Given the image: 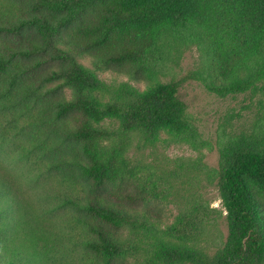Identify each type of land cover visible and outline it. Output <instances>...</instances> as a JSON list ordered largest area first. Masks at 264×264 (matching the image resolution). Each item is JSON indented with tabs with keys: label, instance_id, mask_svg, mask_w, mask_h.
Listing matches in <instances>:
<instances>
[{
	"label": "trees",
	"instance_id": "trees-1",
	"mask_svg": "<svg viewBox=\"0 0 264 264\" xmlns=\"http://www.w3.org/2000/svg\"><path fill=\"white\" fill-rule=\"evenodd\" d=\"M203 1L43 0V4L67 14L58 22L42 15L25 18L19 25L0 27V33L20 34L26 26L37 24L47 35L46 47L31 43L27 49L17 47L10 52L8 47L0 45V74L7 73L11 67L24 68L19 57L43 56L37 67L58 62V68L46 76L48 82L56 84L47 92L58 93L59 97L67 90L71 91V98L58 99V126L63 125L60 128L63 133L85 144L86 161L89 158L90 163L65 158L58 160L51 170L77 167L94 180V187L88 198L76 196L68 184L66 189L58 187L52 196L58 200V209L70 212L72 223L84 228L87 235L84 246L110 261L132 258L144 264H264L263 221L247 183L252 180L264 189V145H230L222 152L218 186L227 214L228 236L224 246L213 255L200 246L203 226L211 213L194 183L181 181L190 173L191 167L186 161H176L174 167L165 172L166 197L177 209L173 222L163 220L149 209L136 207L131 197L126 203L121 199L110 200L102 192L111 176L132 180L135 173L123 160L122 166L118 165L119 157H123L121 147L109 150L104 143L114 139L123 141L130 135L140 134L147 144L154 146L164 139V130L186 132L190 129L187 105L180 98V84L175 81H157L144 88L129 81L107 83L99 72L106 71L108 62L93 58V67L86 66L79 60V56H83L81 48L64 34V29L89 7L101 3L106 6V14L114 27H137L145 32L135 55L153 56L178 49L187 38L191 39V31H195L210 56L209 61L214 63L200 15ZM234 27L237 41L247 46L248 51L233 70L238 72L247 68L249 61L254 62V67L262 68L264 0H238ZM56 39L66 47L56 46ZM50 48L55 51L54 57L47 54ZM124 53L128 55L129 50ZM24 70L18 77H24L32 66ZM261 70L246 81L228 85L214 83L210 88L219 93L243 92L254 85ZM44 88V85H38L33 89L31 85L30 91L34 95L47 94L43 93ZM14 92L13 88L1 91L0 99L6 102ZM48 94L36 96V99L44 101ZM75 112L86 118L83 127L61 122ZM11 136L0 134V149ZM7 164L13 165L5 158L0 159V264H60L58 254L63 251L65 235L45 226V220L36 213V206L22 196L14 181L11 170L16 166L12 169ZM192 167L197 169V166ZM185 184L190 187L185 188ZM5 227L10 229L11 235Z\"/></svg>",
	"mask_w": 264,
	"mask_h": 264
},
{
	"label": "rangeland",
	"instance_id": "rangeland-1",
	"mask_svg": "<svg viewBox=\"0 0 264 264\" xmlns=\"http://www.w3.org/2000/svg\"><path fill=\"white\" fill-rule=\"evenodd\" d=\"M237 9L238 0H204L202 3V26L214 63L209 61L210 56L195 31H191V39L187 38L178 49L153 56L135 55L145 32L137 27H114L106 14V6L101 3L89 7L64 29L66 38L83 52V56H79L80 62L89 67H93V58L108 62L106 71L99 72L107 83L129 81L141 88L157 81L180 84L179 96L187 105L190 129L182 133L164 130V139L154 146L147 144L140 134L130 135L123 141L105 142L109 150L121 147L123 157H119L118 165L122 166V160L125 161L135 177L123 180L111 176L102 193L110 200L121 199L125 203L131 197L136 207L149 209L163 220L173 222L177 209L166 197L165 172L171 170L176 161H186L191 167L190 173L181 181L194 183L211 213L203 226L200 242L211 255L224 246L228 236L227 214L218 186L222 152L230 145H264V59L262 68L254 67V62L249 61L247 68L238 72L233 70L248 51L235 35ZM66 14L43 4V0H0V27L19 25L25 18L42 15L58 22ZM56 40V46L66 47L65 43ZM31 43L48 46L47 35L37 24L26 26L20 34L0 33V45L8 47L10 52L17 47L27 49ZM126 49L128 55L124 53ZM47 54L54 57L55 51L50 48ZM42 57H19L24 68L11 67L7 73L0 74V96L1 91L11 88L15 91L6 102L0 99V134H12L0 149V159L5 158L16 166L13 169V165L7 164L13 169H10L11 174L22 196L36 206V213L45 220V226L65 235L63 251L58 254L60 264H144L132 258L110 261L97 251L87 249L83 244L87 236L84 228L72 223L70 212L58 209V200L52 196L58 187L66 189L68 184L76 196L88 198L94 180L74 166L51 170L58 160L65 158L82 159L88 164L90 161L89 158L86 161L85 144L63 133L60 129L63 125L58 126V99L71 98V91L67 90L59 97L58 93L48 94L50 86L56 84L48 82L46 76L58 68V62L37 67ZM30 66L31 71L18 77ZM259 69H262L261 75L243 92L219 93L210 88L214 83L228 85L246 81ZM31 85L33 89L44 85L43 93L49 95L46 100L38 101L36 96L47 94L34 95L30 91ZM61 122L83 127L87 120L75 112ZM48 170L51 173L48 174ZM247 183L257 200L264 228V189L252 180ZM188 187L185 184V188ZM5 229L8 235L12 234L10 229Z\"/></svg>",
	"mask_w": 264,
	"mask_h": 264
}]
</instances>
